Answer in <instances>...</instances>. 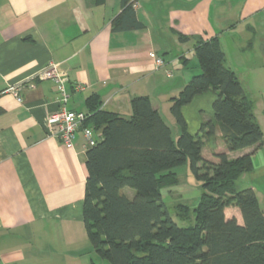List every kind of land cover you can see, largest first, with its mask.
Masks as SVG:
<instances>
[{"label":"crops","instance_id":"1","mask_svg":"<svg viewBox=\"0 0 264 264\" xmlns=\"http://www.w3.org/2000/svg\"><path fill=\"white\" fill-rule=\"evenodd\" d=\"M136 3L135 19L142 27L115 31L112 21L123 10L121 0H0V264L97 259L83 225L82 133H76L72 147L53 135L47 119L59 108V94L52 80L36 79L50 63L67 75V108L86 112V98L97 94L102 109L130 116L131 98L146 95L170 127V97L200 70L194 63L197 71L189 70L195 42L218 37L226 64L253 101L263 142L228 151L220 140L208 144L209 160L216 161L218 152L229 158L251 154L252 169L241 179L255 191L264 213V0ZM151 51L163 59L162 66L149 57ZM224 213L243 224L237 207Z\"/></svg>","mask_w":264,"mask_h":264},{"label":"trees","instance_id":"2","mask_svg":"<svg viewBox=\"0 0 264 264\" xmlns=\"http://www.w3.org/2000/svg\"><path fill=\"white\" fill-rule=\"evenodd\" d=\"M121 4L113 30L141 28L131 0ZM194 56L200 71L169 100L177 137L146 95L131 98L128 117L102 109L97 94L86 98L84 125L99 130L100 137L85 152L83 225L92 251L106 264H264V213L255 191L237 184L252 169L251 154L229 158L218 152L213 161L201 152L217 133L228 151L259 147L263 133L253 101L226 64L218 37L198 39ZM208 91L214 120L201 122L192 133L182 107ZM185 162L202 192L192 223L181 227L170 217L161 189L177 183L173 169ZM228 206L239 209L242 225L225 217ZM176 208L188 212L186 205Z\"/></svg>","mask_w":264,"mask_h":264},{"label":"rangeland","instance_id":"3","mask_svg":"<svg viewBox=\"0 0 264 264\" xmlns=\"http://www.w3.org/2000/svg\"><path fill=\"white\" fill-rule=\"evenodd\" d=\"M232 37L235 41L239 39V34L237 32L233 33ZM172 55L168 51L165 54L166 58V64H168V68H174V64H169V61L171 60ZM253 60H251L252 62ZM193 63L196 64V67L198 66V63L195 59V57L192 58V63H190L189 70L197 71L195 69V66H193ZM245 68V67H244ZM200 71V70H199ZM198 72H194L196 74ZM246 77V76H245ZM248 77V76H247ZM247 94V91H246ZM252 95V94H250ZM251 97V96H250ZM213 98V92L208 91L205 93H202L200 95H197L190 103L184 105L182 107V113L187 121L188 129L190 132L195 133L198 131L201 122H204L208 119L214 120L213 111L211 107V101ZM162 103V102H161ZM166 117V112H163ZM166 113V114H165ZM170 114V113H169ZM125 117H128L126 114H122ZM171 116V114H170ZM172 118V116H171ZM170 129L173 137H176L179 133V127L175 123L174 119L173 122L170 124ZM220 138L218 137H210L205 141V144L202 148V156L204 158L210 159L211 152L209 151L208 144L213 143H219ZM173 171L176 173L178 181L176 184L165 187L161 189L162 197L165 202V205L168 209L169 215L172 218V220L178 225V226H188L192 223V209L196 206L198 199L200 197V194L202 192L201 182L195 178V176L192 174V172L189 169L188 162H185L181 165L176 166ZM238 185L244 186L243 180H238ZM124 191L128 192V194L133 193V190L129 188L123 189ZM177 204H183L188 207V212L184 213L180 209L176 208ZM98 261H101L102 263L106 264V261L102 260L98 256H96Z\"/></svg>","mask_w":264,"mask_h":264},{"label":"built area","instance_id":"4","mask_svg":"<svg viewBox=\"0 0 264 264\" xmlns=\"http://www.w3.org/2000/svg\"><path fill=\"white\" fill-rule=\"evenodd\" d=\"M132 8L134 10L139 9V5L136 3V0H131ZM149 57L154 61L157 67L163 65V59L156 55L155 52H149ZM37 80L50 79L55 85L57 92L59 94V108L50 113L48 116V123L54 127L53 135H55L60 142L67 146H73V140L78 131H81L84 148H88L96 143L100 137V131L96 130L92 125H84L88 113L84 111H77L67 108L66 103L69 99V93L66 90L67 75L66 73L58 68L55 63L48 64L42 72L36 76ZM28 85L32 86V82H27ZM22 86V84H21ZM20 85L12 86L9 90H17ZM82 86L77 85L75 89H81Z\"/></svg>","mask_w":264,"mask_h":264}]
</instances>
